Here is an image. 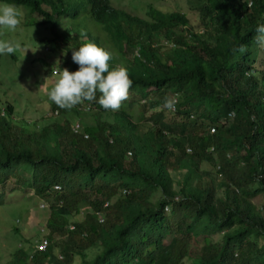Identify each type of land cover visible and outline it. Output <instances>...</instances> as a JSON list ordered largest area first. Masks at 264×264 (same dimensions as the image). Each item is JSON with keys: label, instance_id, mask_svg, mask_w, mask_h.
Wrapping results in <instances>:
<instances>
[{"label": "trees", "instance_id": "16d2710c", "mask_svg": "<svg viewBox=\"0 0 264 264\" xmlns=\"http://www.w3.org/2000/svg\"><path fill=\"white\" fill-rule=\"evenodd\" d=\"M0 1L50 28L47 50L107 49L143 99L139 115L124 101L49 100L30 122L15 100L0 106V183L55 200L47 248L20 247L8 264H264V201H253L264 198V0H184L201 29L151 4L141 17L111 0ZM166 110L181 116L175 127Z\"/></svg>", "mask_w": 264, "mask_h": 264}, {"label": "rangeland", "instance_id": "374dc122", "mask_svg": "<svg viewBox=\"0 0 264 264\" xmlns=\"http://www.w3.org/2000/svg\"><path fill=\"white\" fill-rule=\"evenodd\" d=\"M112 4L122 7L141 17H147V8L151 4L164 11L181 10L187 13L190 23L189 27L201 29L196 13L188 10L184 0H111ZM0 3H4L1 2ZM16 7L21 16L20 23L14 30L0 27L3 35L0 41L7 40L19 44L20 47L14 49L13 54L16 59L11 58L10 54L0 55V106L4 102L14 101L17 103V118L26 120H42L48 116L50 104L47 93L54 86L59 73L53 72L54 68L67 69L66 59L72 61L71 56L63 50H47L45 43L41 41L43 36H51L49 27L35 26L27 16L26 10L21 6ZM94 27V26H93ZM30 48V49H28ZM262 56V55H261ZM36 57H42L45 61H36ZM132 103V110L135 115L141 114L142 101L140 95L128 89L125 100ZM84 118L89 115L85 109ZM54 115H57L56 113ZM154 117L144 121L147 126L154 125ZM162 121L173 127L174 123L181 121V116L169 110L162 114ZM80 118H74V128L80 123ZM80 125V124H79ZM81 126L78 128L80 129ZM203 166H209L204 164ZM212 172H214L212 170ZM0 193L2 195V205H0V264H8L13 261L14 253L20 247L30 251L33 247L48 234L47 219L50 216V206L55 202L54 198H42L33 194L30 189H20L16 187L14 179H9L0 183ZM253 201L261 205L264 198L259 195ZM75 219H84V212L75 214ZM18 229V230H16ZM219 238V237H218ZM217 239V237H216ZM89 252V251H88ZM32 253V252H31ZM91 253V252H89ZM182 264H192L186 258Z\"/></svg>", "mask_w": 264, "mask_h": 264}, {"label": "clouds", "instance_id": "9594fccd", "mask_svg": "<svg viewBox=\"0 0 264 264\" xmlns=\"http://www.w3.org/2000/svg\"><path fill=\"white\" fill-rule=\"evenodd\" d=\"M20 16L19 10L13 5L0 3V27L14 30L20 23ZM255 32L258 41L264 43V23H258ZM19 47V44L7 40L0 41V55L12 54ZM110 58L109 51L94 42H86L74 48L71 59L79 67L72 72L67 69H60V72L57 68L53 69L59 75L47 93L48 100L58 108L71 109L82 100L92 101L95 98L96 103L103 109H119L133 81L125 67L109 69L107 62ZM97 92L100 94L98 97ZM174 105V98L165 97V108L172 109Z\"/></svg>", "mask_w": 264, "mask_h": 264}, {"label": "built area", "instance_id": "2783aa9c", "mask_svg": "<svg viewBox=\"0 0 264 264\" xmlns=\"http://www.w3.org/2000/svg\"><path fill=\"white\" fill-rule=\"evenodd\" d=\"M56 71V70H55ZM175 107V106H174ZM174 107L172 108L174 110ZM79 127V124H77V128ZM211 131H214L213 129ZM48 245V240L46 238H43L37 245L36 249L38 250H45Z\"/></svg>", "mask_w": 264, "mask_h": 264}]
</instances>
